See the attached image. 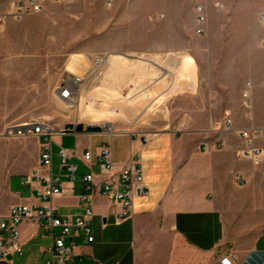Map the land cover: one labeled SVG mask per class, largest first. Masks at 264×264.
Segmentation results:
<instances>
[{"label": "crops", "instance_id": "crops-1", "mask_svg": "<svg viewBox=\"0 0 264 264\" xmlns=\"http://www.w3.org/2000/svg\"><path fill=\"white\" fill-rule=\"evenodd\" d=\"M15 1L0 0V14ZM180 1L171 2L174 15ZM217 2L220 8L210 9L209 14L220 20V29L207 35L203 101L184 129L145 134L82 128L54 135L51 173L59 176L65 188L54 198L58 214L84 212L87 206L79 197L81 176L93 172L101 185L104 176L98 153L103 145L109 146L117 170L132 152H139L148 188L146 195L134 198L133 215L121 221L116 219L118 203L94 191L89 197L94 240L74 237L77 247L72 264H215L225 250H234L240 264H264V160L255 165L236 154L241 144L237 129H264V22L257 20L264 13V0ZM160 5L166 11L170 2L163 0ZM95 19L89 0L48 1L41 12L5 19L0 27V127L50 98V70L57 63L53 58L74 48L78 39L99 34L100 26L90 24ZM77 49L83 52L84 45L77 44ZM172 59L174 65L182 62L180 54ZM193 78L187 75L180 81L189 84ZM109 88L114 102L122 99L115 87ZM244 92L248 108L243 105ZM144 103L145 97L128 103L133 113L144 108L141 121L156 112L146 116L151 107ZM226 116L231 117L234 130H207L210 122H222ZM102 122L112 127L107 120L97 123ZM23 139L30 140L16 145L23 166L14 171L0 168V216H6L15 204L41 203L38 189L43 180L23 182L39 166L40 138ZM221 141L225 147H220ZM256 143L264 150V134ZM61 148L72 153L69 162L77 165L74 180L60 168ZM86 149L92 152L90 164L82 158ZM238 172L246 179L245 185L235 182ZM19 237L22 253L8 254L7 264H46L51 238L45 229L22 222Z\"/></svg>", "mask_w": 264, "mask_h": 264}, {"label": "rangeland", "instance_id": "rangeland-1", "mask_svg": "<svg viewBox=\"0 0 264 264\" xmlns=\"http://www.w3.org/2000/svg\"><path fill=\"white\" fill-rule=\"evenodd\" d=\"M89 1L94 4L96 18L90 24L94 27L100 26L99 34L85 36L82 43L78 39L77 44L84 45L83 52L77 49L76 44L74 48L59 54L61 57H54L53 61L57 63L50 70L53 79L50 98L38 102V106L29 110L24 116L8 119L6 125H15L33 118H44L57 129L71 128L75 124L82 128L98 127L100 131L107 132L133 130L145 134L157 133L164 129H184L191 119H194L195 111L203 101L201 96H203L207 70L205 62L207 35L211 31L216 32L220 29V20L212 18L209 12L210 9L220 8L218 0L210 2L181 0L180 8L176 9L175 15L172 10V0H167L170 5L166 11L160 5L163 0H111L110 3L107 0ZM199 1L204 2L208 13V32L203 35H197L194 31V6ZM76 54L84 55L88 60L91 68L90 76H83L72 69V61ZM119 54H124L127 58L128 74L135 76L137 83L149 84L142 98L145 97L148 108L151 107L156 111L152 117L141 121L140 116L144 108L133 113L129 111L128 103L116 104L109 85L101 80L105 73L104 60L114 62L116 55ZM178 54L182 56L179 66L172 64V56ZM96 56L101 57L98 65L94 62ZM68 72L87 78L81 98L74 109H71V106L67 109L61 107L53 93L55 84ZM116 73L120 75V65H117ZM136 75L141 78L137 79ZM187 75L194 78L189 84H183L180 79ZM133 83L123 86L122 93H126L129 87H135L136 84ZM168 91L170 94L167 98L163 102H158L157 97ZM99 120L110 121L112 127L108 129L98 124ZM4 124L0 127V168L3 166L4 170L14 171L21 168L24 163L17 153L16 145L30 141L23 138L34 136L6 135L5 129L3 130ZM17 138L21 139L16 140ZM31 147L32 145L29 146L30 149ZM53 169L57 171L56 162L53 164ZM15 178L16 176L13 180H16Z\"/></svg>", "mask_w": 264, "mask_h": 264}, {"label": "built area", "instance_id": "built-area-1", "mask_svg": "<svg viewBox=\"0 0 264 264\" xmlns=\"http://www.w3.org/2000/svg\"><path fill=\"white\" fill-rule=\"evenodd\" d=\"M48 1L62 2L64 0H17L0 14V26L3 25L7 17L19 19L27 14L41 12L44 4ZM107 2L110 3L111 0H107ZM194 10V31L197 35L206 34L208 16L204 2H197ZM258 20L264 22V13L258 15ZM100 59V56L94 58L96 65ZM86 79V77L73 72L64 74L53 88L54 96L68 102L71 109L76 108ZM243 97V105L248 108L250 106L248 93L244 92ZM76 126L77 124L71 128L57 129L47 119L33 118L5 128L4 132L9 136H37L40 138L39 166L27 174L23 182L43 180V183L38 189L41 198L39 205L15 204L10 207L6 216H0V264H7L6 256L8 254L22 253L19 237V225L22 222L35 223L44 228L50 236L51 245L48 249L49 256L46 259V264H72L77 247L74 237L82 235L86 242L94 240L90 225L93 210L89 200L94 191L98 190L107 199L118 203L117 221L132 216L134 198L148 193L142 168L138 162L139 152H132L128 161L117 170V164L111 159L109 146L103 145L98 153L99 170L104 176L101 185L95 181L93 172L81 176L82 191L79 193V197L87 206L84 212L75 216L58 214L54 198L62 195L65 188L59 181V176H53L51 173L53 137L56 134L73 131ZM215 129L234 130L231 117L226 116L222 122H210L207 130ZM236 131L241 139V144L236 150L237 156L250 160L255 165L260 164L264 160V150L256 143V140L264 134V129L252 127L239 128ZM225 146V142L221 141L220 147ZM204 147L208 149V145L205 144ZM71 155L72 153L64 148L59 150L60 168L66 170L70 180H74L77 165L69 162ZM82 158L86 164H90L92 160L91 150L86 149ZM234 180L239 185L246 184V179L240 172L235 173ZM215 264H240V262L234 250H225L218 254Z\"/></svg>", "mask_w": 264, "mask_h": 264}, {"label": "bare ground", "instance_id": "bare-ground-1", "mask_svg": "<svg viewBox=\"0 0 264 264\" xmlns=\"http://www.w3.org/2000/svg\"><path fill=\"white\" fill-rule=\"evenodd\" d=\"M126 60H127V58H126V56L124 54H119V55H116V58H115L114 62L113 61L104 60V63H103L105 73H104V75H102L101 80L104 83L108 84L109 87H115L114 90H115V94H117L116 95L117 97L121 94L122 99H120L118 97L115 100V103L119 104V105L122 104V103H125V102L132 103L134 101V99L142 98L143 92L145 91V89L149 85L147 83H145V84L137 83L135 81V76H130L127 73ZM178 60L180 61V59H177V61ZM100 61H99V63H100ZM117 65H120V75L118 73H116ZM71 66H72V69H75L76 72H80L81 74H83V76H86V75L90 76L91 75V73H90L91 68L89 66V62H88V60L86 59V57L84 55H81V54L77 55L76 54V56L74 57V59L72 61V65ZM136 78L138 79V78H141V77L137 76ZM131 82H134L136 84V86L133 87V88L129 87L128 91L126 93H122L123 86H126V85L129 86V84ZM83 87H82V89H83ZM82 89H81V93H82ZM95 93H96V91H95ZM95 93H93V94H95ZM96 94H99V93H96ZM169 94H170L169 91L166 92V93L165 92L161 93L157 97V101L158 102H163L167 98V96ZM80 98H81V94H80ZM57 101H58L59 105L61 107L65 108V109H67L69 106H71L68 102H66L64 100H61L59 98H57ZM77 104H78V102L76 103V105ZM153 112H154V110L149 108L147 110L146 116L150 115V114H153ZM98 124L110 129V126H109V124L107 122H102V123H98Z\"/></svg>", "mask_w": 264, "mask_h": 264}, {"label": "trees", "instance_id": "trees-1", "mask_svg": "<svg viewBox=\"0 0 264 264\" xmlns=\"http://www.w3.org/2000/svg\"><path fill=\"white\" fill-rule=\"evenodd\" d=\"M81 129H82V127L80 125H77L76 126V130H81ZM87 130H90V131H98L100 129L98 127H89V128H87Z\"/></svg>", "mask_w": 264, "mask_h": 264}]
</instances>
